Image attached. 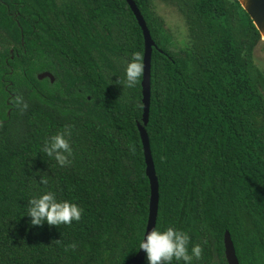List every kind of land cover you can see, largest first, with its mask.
<instances>
[{"label":"trees","instance_id":"1","mask_svg":"<svg viewBox=\"0 0 264 264\" xmlns=\"http://www.w3.org/2000/svg\"><path fill=\"white\" fill-rule=\"evenodd\" d=\"M133 1L156 44L144 126L156 227L186 231L189 251L202 249L193 264H228L226 231L240 264H264L261 34L238 0ZM157 2L186 26L179 51ZM134 52L144 66L127 0H0V111L3 80L15 94L0 124V264H126L138 253L151 192L139 131L144 69L134 87L124 79ZM46 71L53 83L38 79ZM66 127L72 155L60 167L42 148ZM42 173L48 185L37 184ZM46 191L82 208L80 220L30 226L27 201Z\"/></svg>","mask_w":264,"mask_h":264},{"label":"clouds","instance_id":"2","mask_svg":"<svg viewBox=\"0 0 264 264\" xmlns=\"http://www.w3.org/2000/svg\"><path fill=\"white\" fill-rule=\"evenodd\" d=\"M144 69L139 53H132L131 59L124 68V79L126 85L131 88L137 83ZM70 135L66 127L63 132H57L49 136L43 143L42 151L48 158L53 159L57 165L64 167L70 163L72 148L67 137ZM38 185H48L49 179L46 173L39 175ZM83 209L76 203L67 200H57L56 194L46 191L34 196L27 201L26 214L29 217L30 226H40L43 223L58 226L69 225L73 221H79ZM189 236L186 231L179 228L167 227L161 229L152 227L148 229L143 238L138 242V249L146 254L147 264H193V260H199L201 246L192 245L188 248ZM75 248L76 245L72 244Z\"/></svg>","mask_w":264,"mask_h":264},{"label":"water","instance_id":"3","mask_svg":"<svg viewBox=\"0 0 264 264\" xmlns=\"http://www.w3.org/2000/svg\"><path fill=\"white\" fill-rule=\"evenodd\" d=\"M130 8L135 14L140 27L143 30L145 40V54H144V71L142 81V94H143V125H139V131L142 139L144 155L146 160V174L150 181V205H149V217L146 227V231L152 227H156L158 204H159V183L156 176L154 161L151 154L150 142L147 132L144 128L149 120L150 109V74H151V58L153 48L156 47L154 40L151 37V33L148 30L145 20L142 17L140 10L136 6L133 0H127ZM242 8L250 16L255 27L260 32L262 40L264 41V0H238ZM49 78L51 82H54V76L49 72H43L38 75L39 80ZM225 257L228 264H240L236 256L234 243L228 231L224 236ZM146 254L143 250H139L138 253L131 258L126 264H142L145 260Z\"/></svg>","mask_w":264,"mask_h":264},{"label":"rangeland","instance_id":"4","mask_svg":"<svg viewBox=\"0 0 264 264\" xmlns=\"http://www.w3.org/2000/svg\"><path fill=\"white\" fill-rule=\"evenodd\" d=\"M156 12L165 20L166 32H169L168 35L170 34L172 40L169 48L173 51H179L188 41V32L183 20L174 10L161 2H157ZM262 46L263 41L258 45L255 54L257 60L264 68V51H262Z\"/></svg>","mask_w":264,"mask_h":264},{"label":"flooded vegetation","instance_id":"5","mask_svg":"<svg viewBox=\"0 0 264 264\" xmlns=\"http://www.w3.org/2000/svg\"><path fill=\"white\" fill-rule=\"evenodd\" d=\"M10 53H13V50H12ZM11 59H13V55H11ZM5 65L8 66V61H7V59L5 60ZM46 72H47V71H46ZM10 73H12V70L9 71V74H10ZM41 73H43V72H41ZM49 73H50V72H49ZM6 74H7V73L4 72L2 77H4ZM39 74H40V73H39ZM39 74H37V77H38ZM45 79H49V78H44L43 80H45ZM49 80H50V79H49ZM3 81L6 82V85H5L4 89H5V91L7 92V96H6V98H5V104L7 105V108H6V111H5V112H4V111H0V116H2V118L0 119V124L5 123V121H6V119H3V118H4L3 116L10 117V115H11L13 109H14L11 100H12V99H15V94L12 93V92L10 91V89H9V86L12 85V82L9 81V80H3ZM41 81H42V80H41ZM50 81H51V80H50ZM54 81H55V77H54ZM51 83H53V82H51Z\"/></svg>","mask_w":264,"mask_h":264}]
</instances>
